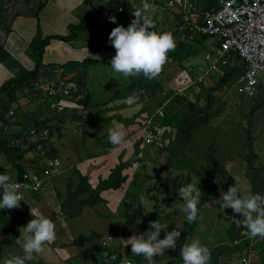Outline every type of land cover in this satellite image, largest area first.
Here are the masks:
<instances>
[{"label":"rangeland","instance_id":"obj_1","mask_svg":"<svg viewBox=\"0 0 264 264\" xmlns=\"http://www.w3.org/2000/svg\"><path fill=\"white\" fill-rule=\"evenodd\" d=\"M39 1L0 0V5L7 8L5 12L7 18H2L3 22L0 23V63H3L5 67L3 74H0V76L5 77L4 75H7L9 77L12 75L11 66L16 57L15 61L18 62L19 59L20 63L22 62L25 66H27L25 62H28L29 58L35 63V53L31 49L35 37L27 47H21L22 29H27V26H21L24 21L21 19V21H16L13 17L21 8L27 9L26 11L29 10V12H26L27 16L32 15L35 18L38 28V21L41 20V14L38 16ZM161 1L164 2V0ZM189 2L192 3L191 0H183L180 7L175 5L173 8H176L179 15H182L185 12L184 6L189 5ZM155 6L156 4L151 11L154 10ZM194 11L203 17L200 7L194 6ZM131 20L128 21L131 22ZM170 20H174V18L171 17ZM39 25L45 37L42 20ZM174 25H165L156 31L173 32L174 36L177 24ZM15 30L20 37H13L9 44L6 38ZM28 30L30 31V27H28ZM152 30L155 31V29ZM92 33L93 36L105 40L103 43L108 45L109 49L111 48L108 40L109 34H104L97 29L81 33L79 42L89 39ZM182 40L185 46H183L182 51L178 52L176 61L166 59L160 72L152 79H148L142 74L134 77H124L122 74L112 72L113 69L110 66L103 64L88 68L90 70L87 73V87L84 91L90 96L91 104L88 109L92 112L91 118L84 120L81 115L78 116L79 118H74L71 116L73 111L70 110L68 119L63 125H58L60 130L56 129L57 133H54L57 136L55 146L60 154H58V157L64 159L65 162V166L61 170L64 169L65 173L52 177L46 191L39 193V197L36 196L40 201L35 200L34 194L30 192L27 195L28 202L42 205L48 199L49 194L50 204L54 206L57 202L58 205L56 204L54 208L56 207L55 211L60 212V214H55L54 217L53 208L51 207V214L48 218L55 223L56 237L43 247V249H47V252L41 251L39 254H34L33 260L28 264H42L43 260L46 264H114L111 255L115 253L116 248H121L120 245H122L131 252V246L125 247L124 241L134 235H145L150 231L149 224L153 221L148 215L155 211L157 201L156 198L153 201L149 198L156 196L160 200H169L173 199L176 194L179 197L178 192L175 193L176 180H178V184H181V182L185 184L190 180V183L199 187L200 174L211 150L215 151L220 164L218 167L220 175L218 174L219 177L216 180L219 190L215 199L203 209L194 235L189 238H184L183 234L186 220L181 208L184 202L181 199H174L170 204H161L160 211L163 214L161 218H157V221L168 224V227L166 230H161L159 238L163 239L166 232H171L176 228L180 230L181 235L176 240V248L165 249L163 255H156L153 264H183L180 249L187 240L192 239H199L209 249V264H241V252L232 246L234 240L231 239L230 230L234 224L238 228L233 219L239 220L243 217L241 214L234 213L230 208L222 210L220 208L221 197L223 192H227L230 186L235 185L236 179L246 185L253 193L264 195V169L261 175L257 177L260 182V185L257 186L249 177L250 170L245 162V156L248 153L246 131L249 127V113L251 107L255 105L253 99L258 96L247 98L239 95L237 92L239 77H236L229 84V87L214 94L215 104H213L212 112L219 111L218 115L205 122L191 148L188 149V156L180 155L173 167H170L172 169L165 170L164 168L165 165L169 164L171 150L161 154L160 151L151 147L142 146L140 155L142 162L136 163L129 170L127 169L128 171L125 174L129 172L127 175L128 180L120 188L103 191V202L94 206L87 205L81 210L77 207L73 210H67L63 207V202L68 197L69 180H72L77 186L81 174L88 172L94 188L91 187L96 189L104 177H110L121 159L127 161L133 157L136 143L141 139L142 129L146 125L147 119L168 98H172V101L176 104L173 113L174 116H177L173 121V128L176 131L177 123L183 116L196 110L198 103L195 104V101L204 92L201 90L202 86L195 85L179 92L187 88L188 82L184 78L180 81L178 77L181 75L182 70H190L193 75H204L219 58L216 52L218 41L216 38L209 37L204 44L196 46L192 35H183ZM194 49H197V51L194 54L190 53ZM113 56L111 55L110 58ZM11 57H13L12 60ZM8 59L10 60L7 62ZM228 59L231 61V58ZM232 62L237 63L234 60ZM219 64H221L220 61ZM72 74L70 73L67 77ZM210 74L211 77L204 84L205 88L213 87L219 80V72H210ZM138 80H146L150 83L156 82L155 84L159 85L160 90L155 94H149L138 87L134 93H131L128 87L132 82ZM142 92H145L146 95H142ZM26 93H18V100L13 104L7 100L6 96H0V113L7 111V109L10 110L11 107L16 109L13 110L15 112H25L22 108L28 104L31 98ZM178 93L180 94L177 95ZM132 95L143 96L144 98V101L139 103L140 107L138 109L125 103L126 98ZM203 103L205 105V100H202L200 105ZM33 106L35 109L42 108V119L44 116L48 119L51 114L54 115L45 102L36 100ZM17 107L19 108L17 109ZM20 115V117L16 115L15 118L17 122L15 125L19 128L23 125L22 123L30 126V128H45L42 122L35 123L31 119L23 117L21 113ZM93 117H95V120ZM252 120L251 128L255 151L259 157L256 166L259 168L264 166V108L258 111ZM54 124L53 121L49 125L54 129V126H56ZM113 126H119L125 133V143L121 147H115L108 142L107 130ZM44 146L45 151L50 150L48 146ZM31 157L32 154L30 153L25 156L24 167L32 166ZM9 159V156L1 154L0 168L6 170L2 172L9 175L12 181H15L18 175L8 171L14 166ZM94 162L96 164L92 165ZM89 164L91 165L89 166ZM82 166L84 167L82 168ZM97 168L98 170L100 168V170L92 175ZM78 172H80V175ZM47 203L48 201L43 205ZM68 211L79 212L80 215L72 218ZM30 219H32V216ZM116 223L119 224L116 225ZM93 232L100 237L98 240L86 243L82 247L74 245L73 240L80 236H88ZM110 234L115 236V241L108 243L107 246L105 241ZM91 247L92 250L90 251ZM22 249L23 240L11 235L0 238V258L22 255ZM51 252L55 254V259L51 256ZM130 254L133 255L134 259L138 258V262L135 259L136 264H147L142 256ZM131 255L128 257L133 262ZM253 262V264H263L260 259H254Z\"/></svg>","mask_w":264,"mask_h":264},{"label":"trees","instance_id":"obj_2","mask_svg":"<svg viewBox=\"0 0 264 264\" xmlns=\"http://www.w3.org/2000/svg\"><path fill=\"white\" fill-rule=\"evenodd\" d=\"M134 0H123V10L120 11L118 17L116 18L117 23H110L108 26H102L99 23L95 21L94 18L91 17H85L79 24H72L69 26L68 31L69 34L66 36L62 35H53V36H47L44 37L43 31L40 29V21H38V28L36 37L33 40L31 44V49L35 53V68L31 72H29L26 76L21 78H12L6 81L3 85L0 87V96H6L7 100L13 104L18 97V93H26L27 95H30V100L32 102L36 101L42 96V91L38 90L34 84L39 80L41 75V69L44 62V55L46 52V49L49 47L52 41H62L68 44L77 42L81 39V33H86L91 31V29H97L104 34H110L111 30L118 26L123 25L124 27H127L128 20H133V12L135 11V3H133ZM219 1L220 0H191V4L193 6H196L197 8H201V12L203 14V17L209 13H211L214 10L219 9ZM44 8L43 3L40 5V9L38 10V16L40 15V12ZM6 7H3L0 5V23L2 22V18L4 16V13L6 12ZM184 14V13H183ZM183 14L179 15L176 14L175 18L178 21V23L183 22ZM131 20V21H132ZM127 22V24H126ZM185 35V34H184ZM190 35V34H188ZM182 36L183 34H180L179 32H175L174 41H175V48L167 53V59H172L176 61V58L178 57V52L182 51L184 49L183 46L185 44L182 42ZM208 36H203L200 34L194 35V43L196 46H200L204 44L206 41H208ZM197 51V49L191 50L190 53L194 54ZM231 58V61L228 65L222 66L221 70L223 75H219V80L216 82V84L213 87L205 88L204 84L207 82V80L200 84L199 86H202L201 90L204 91L202 94L198 96V100L195 101V104L198 103L196 106V110L190 113H187L183 116V118L177 123V137L172 144V146L169 149L160 151L161 154L167 153L168 150H171V156L169 159V164L165 165V170L172 169L170 167H173V164L176 162V160L179 158L180 155L187 157V151L191 148V145L194 143V140L197 136V134L200 133V129L205 125V122L207 120H210L211 118H215L219 111L212 112L213 104H215V98L214 94L216 92L224 90V88L229 87V84L233 82L236 77H240L244 71H245V65L243 63V60L241 57L231 54L229 56ZM234 60L237 62L234 64L232 62ZM109 61L106 59L102 62L97 60L88 59L84 62H69L65 65L58 66L57 69H61L63 71H73L77 68L83 67V68H89L90 66H97L100 64L108 65ZM54 66H52L53 68ZM87 73L82 72L81 74H78L75 78H73V82L82 90H84L87 87ZM156 82H149L146 80H138L132 82V84L128 87V90L131 93H134L136 89L142 88L144 91H146L149 94H155L158 90H160L159 85L155 84ZM139 98V103L144 101L143 96H137ZM167 106L166 109V118L164 120V124L172 125L173 121L177 118V116H174V110L176 109V104L172 101ZM202 100H205L204 103L200 105V102ZM253 101L255 102V105H253L250 109V121H249V127L247 129V149L248 153L245 156V162L247 164L248 169L250 170L249 177L251 178L252 182L256 184L257 186L260 185V182L257 180V177H259L264 169V166L257 167L256 161L259 159L258 155L255 151V142L252 135V124H253V117L254 115L264 108V91L260 92L257 98H254ZM165 102V101H164ZM79 105H84L85 107H90L91 101L89 95L87 96V99L85 100H79ZM70 109L67 108L61 115L55 114L54 119H56V126H54V129H59L58 125H62L65 123L68 113ZM74 118H79L76 112L73 111V114L71 115ZM82 119V118H81ZM2 120V119H0ZM49 125V124H48ZM47 125V122H44L43 126L46 128H49L53 134V128L49 125ZM20 135V133H19ZM6 134L2 131H0V155L5 154L7 157H10V161L13 162L14 169L18 174L17 180H21L23 175L26 173V168L24 167L23 163L25 161V156L28 155L31 151H35L32 148L25 149V148H8L6 143ZM142 145L143 140H139L136 143L135 146V152L131 159L124 161L121 159L120 164L116 166V168L112 171L110 177L108 179L102 180L96 189H93L89 183V179L81 174V177H79V182L77 186H75V183L71 180H69L68 184V197L63 202L64 209L73 210L75 207L79 208L80 210L86 207L87 205L94 206L100 202H103V198L101 197V193L105 190H113L118 189L120 186L125 183L128 180V176L124 175V171L127 169L132 168L136 163H139L141 161L140 155L142 152ZM51 155L56 156L57 152L55 151ZM32 167L36 170H41L39 166L38 160H31ZM218 158L215 154L214 150H211L210 153L207 155L206 163L203 165L202 173L200 174L201 182L199 183V188L201 190V199L200 204L198 205V217L197 220L193 223H185V229H184V238H189L190 236L194 235V232L199 224L200 217L202 215L203 209L212 202L216 194L218 192V186L216 184V180L219 177L218 173ZM175 167V166H174ZM80 175V172H78ZM0 174L1 168H0ZM219 174V175H218ZM177 186L175 187V193L179 191V188L181 186L186 185L187 183L178 184V180H176ZM190 183V180L189 182ZM89 194V196H87ZM83 197V199H81ZM156 198V207L155 211L148 216H150L152 221H157V218H161L162 211H160L161 204H170L171 201L180 199L177 194L173 199L169 200H160L158 197H152L149 198L151 201ZM5 210L2 211V215H5ZM68 213L71 215L72 218H76L80 215L79 212L75 213L73 211H68ZM5 217V216H4ZM12 231V230H10ZM245 229L242 227H236V224L232 227L230 230V236L232 240H236L238 238H243L247 235L244 234ZM100 237L97 233L93 232L88 236H80L79 238L74 240V245L78 247L84 246L86 243H92L96 240H98ZM259 248L261 249V261L264 264V240L260 241L258 244ZM92 250V247L90 248V251ZM121 248H118L117 251H120ZM131 252L129 251V257ZM133 257V255H131ZM137 262L139 261L138 258H135ZM134 257H133V263H134ZM135 260V263L136 262ZM154 263V262H153ZM115 264H121V261L115 263Z\"/></svg>","mask_w":264,"mask_h":264},{"label":"built area","instance_id":"obj_3","mask_svg":"<svg viewBox=\"0 0 264 264\" xmlns=\"http://www.w3.org/2000/svg\"><path fill=\"white\" fill-rule=\"evenodd\" d=\"M156 1L143 0L142 5L147 2L151 10L157 3ZM184 7L183 22L177 23L176 31L183 35L200 34L216 38L218 41L216 52L219 58L204 75H193L190 70H182L178 79L181 81L184 78L188 85L187 88L179 92L204 83L211 77L210 72H219L220 75H223L221 67L230 63L228 58L231 54L241 57L245 65V71L237 83L239 95L254 98L264 91V0H220L219 9L204 17L195 13L193 4H186ZM170 33L173 35V32ZM34 86L42 91V96L38 99L39 102H45L54 114L61 115L69 108L71 111H75L78 116L81 115L84 120L91 118L92 112L78 103L79 100L87 99L89 94L80 89L73 82L72 77L62 74L55 79L38 80ZM144 93L142 92V95L145 96ZM170 102L171 99H167L147 119L140 139L143 140V147L147 146L162 151L169 149L174 143L177 131L172 125L164 124L166 109ZM16 117V112L11 110L5 121L0 120V131H3L8 137L6 138L7 147L27 150L33 147L35 151L30 152L32 154L30 161L37 159L41 169L31 168L30 171H26L21 180L13 181L20 185V193L24 200L20 202L21 207L22 204H27L28 192L41 193L51 183L54 175L63 173L61 170L63 163L60 158L51 155V150H44V145L48 146L52 139L49 128L31 127L27 131L21 132L20 135L15 134L13 130L16 125L12 124L8 118L15 119ZM118 224L116 223V225ZM262 240L264 238L259 236L254 238L245 236L234 240L232 246L241 252V264H253L254 259L261 260V249L258 244ZM114 241L115 236L110 234L105 245L108 246V243ZM120 247V251H117L118 248H116L115 253L111 255L114 264L119 261L121 264H134L128 257L129 250L122 245Z\"/></svg>","mask_w":264,"mask_h":264},{"label":"clouds","instance_id":"obj_4","mask_svg":"<svg viewBox=\"0 0 264 264\" xmlns=\"http://www.w3.org/2000/svg\"><path fill=\"white\" fill-rule=\"evenodd\" d=\"M142 11L133 12L135 19L127 26L114 27L108 37L109 43L115 49V54L110 60L114 72L124 77L143 75L148 79L154 78L166 62L167 53L175 48L174 37L170 32L154 31L146 13L150 5L145 2ZM111 23H117L116 17L110 16ZM129 106L140 107L139 98L135 95L126 98ZM108 142L121 147L125 143V133L119 126L109 127L107 130ZM236 179V178H235ZM180 199L184 202L181 211L187 223H193L198 217L201 191L192 183L181 186L178 191ZM24 201L20 193V185L13 182L7 174H0V210L19 208ZM220 208L232 209L236 214H241L242 219H233L238 227L245 229L244 234L250 238H264V195L253 193L246 185L236 179L234 186L222 193ZM32 219L22 227L23 249L22 255L0 258V264H28L39 254L45 244L56 237L55 223L40 212L31 210ZM168 224L158 221L150 222L145 235L132 236L124 241L125 247L131 246V253L142 256L147 264H153L156 255H163L165 249H175L176 240L181 232L177 228L166 232L160 239L161 230H166ZM21 230V229H20ZM21 232V231H20ZM20 235V236H21ZM183 264H209L210 252L199 239L187 240L180 249Z\"/></svg>","mask_w":264,"mask_h":264},{"label":"crops","instance_id":"obj_5","mask_svg":"<svg viewBox=\"0 0 264 264\" xmlns=\"http://www.w3.org/2000/svg\"><path fill=\"white\" fill-rule=\"evenodd\" d=\"M133 2L135 3V6H136L135 11H137V10L142 11L143 10L141 8L143 0H134ZM156 2L157 3H156L154 10L153 11L149 10V12L146 13V15L148 16L149 22L154 26L153 29H155V31H156V30H160V28H162L165 25H174L177 21L175 16H176V14H179V13L177 12L176 8H173V6L179 5V7H180L181 3H183V0H164V2H162L161 0H157ZM39 3H40V5L42 3L44 4V8L40 12V14H41L40 19L42 20V24L44 27L45 37L53 36V35L66 36L69 34V32H68L69 26L72 24H79L85 17L94 18L95 21L97 23H99L100 25L108 26L111 23L109 21V17L114 15L117 18L122 7H123V0H40ZM26 10L27 9L21 8V10H18L19 12L17 11L15 13L16 16L13 17L16 19V21H18V20L24 21V23L21 26H25V25L27 26V29H22L23 32L21 33L23 35V38H22L20 44H22L21 47H23V48L28 46V44L32 41V39L34 37H36V33H37V21L35 20V18L32 15L27 16L26 12H29V10L28 11H26ZM171 17L174 18V20L169 21V18H171ZM3 18L4 19L7 18L6 13L4 14ZM133 19H135V17H133ZM131 22H128V24H130ZM126 24H127V22H126ZM28 27H30V31L28 30ZM90 36L91 37H89V39H87L85 41H81V42L77 41V42H74L71 44H68V43H65L62 41H57V40L52 41L51 44L49 45V47L46 49V52L44 55V62L42 65L41 75H40L39 80L45 81V80H49L50 78L51 79L52 78H58L62 74L69 76L70 73H73L72 75H70V77L75 78L78 74H81L82 72L88 73L90 70V69L88 70V68L86 69L83 67L77 68V69L70 71V72L63 71L61 69H57L58 66L65 65L69 62H84L88 59L97 60V61L102 62V61L107 59L109 61L107 66H110V59H111L110 57H111V55L115 54L114 47L111 46V48L109 49L108 45H105L103 43V41H105V40L100 39L97 36H93V33ZM13 37H20L19 34L16 32V30L14 33H12L10 36H8L6 38V40L9 44H10L11 39ZM16 58L14 59L12 66H11L12 75H10L9 77L7 75H4L5 77L0 76V87L9 79L24 77L29 72L34 70L35 63L30 58H29L28 62H25L27 66L22 64V62L20 63L19 59H18V62H16L15 61ZM10 59L12 60L13 57H11ZM10 59H8L7 62ZM6 63H4V64H6ZM52 66H54V67L52 68ZM4 70H5V67L3 66V63H0V74H3ZM112 72H114V71H112ZM17 74H19V75H17ZM33 103L34 102H32L29 99L28 104L24 105V107L22 108L23 111H25V112L20 111L18 113V111H17L16 115H18V117H20L21 116L20 113H21L23 115V117L31 119L35 123L42 122L44 124V122H47V124H51L54 121L56 124V119H54L55 114L54 115L51 114L50 115L51 117L48 119L45 118V116H44L45 119L44 118L42 119V108L39 107V108L35 109L33 106ZM19 107H17V109ZM9 109L10 110L7 109V111L5 110V112L3 111L2 113H0V119L5 121L7 119V114H9V112L11 110H16L15 108H12V107ZM101 118H100V120H102ZM67 119H68V116H67ZM93 119L95 120V117H93ZM8 120L12 121L11 122L12 124L17 123L15 119L8 118ZM48 122H51V123H48ZM22 124L23 125L20 128L18 126H15V128L13 130V132L15 134H19L21 132L27 131L30 128V126L26 125L25 123H22ZM54 133H57L56 129H53V134L51 132L52 139L49 142L48 147L51 150V154L56 151L57 152L56 157H58L59 151L57 150V148L55 146V143H56L55 140H56L57 136ZM58 158H60V157H58ZM60 159H61V161L63 163V167H64L65 166L64 159H62V158H60ZM140 162H142V159ZM31 164H32V162H31ZM95 164H96L95 162L92 163V165H95ZM90 165L91 164H89V166ZM83 167L84 166H82V168ZM31 168H33V167L32 166L27 167L26 171L30 170ZM99 170H100V168H99ZM99 170L97 168L92 173V175L95 172H98ZM128 170H125L123 172L124 175H128L129 172L127 174H125L126 171H128ZM2 171H6V170L1 168V172ZM8 171L14 172L17 174V172L14 169V166H13V168H11V170H8ZM63 173H65L64 169H63ZM2 174H4V173L2 172ZM83 176H85L89 179V183L92 186L91 176L88 174V172H85L83 174ZM105 179H108V178L104 177L103 180H105ZM47 188L48 187H46L45 190L42 191L41 193L45 192ZM102 193H101V197H102ZM32 194H34L35 200L40 201L38 199L39 194H35V193H32ZM36 196H38V197H36ZM49 199L50 198H49V194H48V199L46 200V201H48V203L45 205H43V204L46 201L42 205L41 204L36 205L35 203L33 204L32 202L27 201L26 205L22 204V206L19 208L5 209V211H6L5 215H2V213H1L2 210H0V233H1L0 238H2L3 236L7 237V236L11 235L12 237L18 238L19 240H23V236L21 235V233L23 232L22 227L26 226V224L31 220L30 219L31 210L33 212H40V213L42 212L43 215L48 217V216H50L49 214H51L50 209L52 207L53 208L52 213L54 214V217H55V214H58V211L57 210L55 211L56 207L54 208V206L57 204V202L53 206L52 204H50ZM103 200H104V198H103ZM25 212H27V214H25ZM10 230H12V231H10ZM46 250L47 249H43L42 251L47 252ZM51 256L53 257V259H55V254L53 252H51ZM43 263H44V260L42 261V264ZM44 264H46V263H44Z\"/></svg>","mask_w":264,"mask_h":264}]
</instances>
